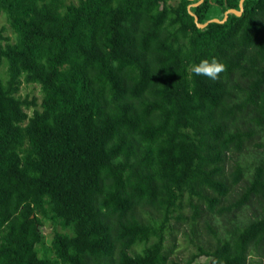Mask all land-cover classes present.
Here are the masks:
<instances>
[{"label": "trees", "instance_id": "1", "mask_svg": "<svg viewBox=\"0 0 264 264\" xmlns=\"http://www.w3.org/2000/svg\"><path fill=\"white\" fill-rule=\"evenodd\" d=\"M196 1L0 0V264L264 256V0Z\"/></svg>", "mask_w": 264, "mask_h": 264}, {"label": "rangeland", "instance_id": "2", "mask_svg": "<svg viewBox=\"0 0 264 264\" xmlns=\"http://www.w3.org/2000/svg\"><path fill=\"white\" fill-rule=\"evenodd\" d=\"M65 1L77 2V0H65ZM0 27L4 28V34L9 36L10 41L15 40V34L13 33V31H12L8 21H7V18L3 12H0ZM0 75L3 78V80L6 79V63L3 60L0 61ZM19 94L22 97L27 96L28 98H31L32 96H36L39 100V98H40L39 86L36 84L23 82L20 86ZM251 212H252V210L250 208H248L243 213L247 216H250ZM201 225H202V223H201ZM56 228L58 230H60V226H57ZM187 228H188V225L177 229V233H176L177 247H176L175 253L171 257H172L173 261H176L180 264H205L206 257L203 255L199 256L195 261L188 263L190 255L193 252H196V249L194 246L195 243L200 241V240L197 238V236H194L192 238V240H190L189 239L190 236H188V233L185 232L188 230ZM218 228L220 230L222 229L219 226H218ZM41 230L45 236V243L49 244L50 239L52 237V233L54 231L53 226L51 225V223L47 222L41 228ZM199 231H200V238H201V243H202V241L204 240L205 232L203 231L202 228H199ZM251 262H252L251 264H264L263 254H262V256L256 255L255 257H253Z\"/></svg>", "mask_w": 264, "mask_h": 264}, {"label": "clouds", "instance_id": "3", "mask_svg": "<svg viewBox=\"0 0 264 264\" xmlns=\"http://www.w3.org/2000/svg\"><path fill=\"white\" fill-rule=\"evenodd\" d=\"M190 70L197 76H204L210 80H218L220 74L226 70V66L218 59L213 57L211 60L201 59L199 63H194L190 66Z\"/></svg>", "mask_w": 264, "mask_h": 264}, {"label": "water", "instance_id": "4", "mask_svg": "<svg viewBox=\"0 0 264 264\" xmlns=\"http://www.w3.org/2000/svg\"><path fill=\"white\" fill-rule=\"evenodd\" d=\"M201 1H202V0H197V1L194 2V3H191L188 7H190L191 5H197V4H199ZM242 3H243V0H239V10L232 9V8H231V9H227V10L224 12V14H223L222 19L212 18V19L208 20L207 22H209V21L223 22V21H225V20L227 19L229 13H234V14H236V15H240V14H241V10H242ZM189 13H190L191 15H193V17H194V21L196 22V24H197L199 27L205 26V25L207 24V22L199 23V22L197 21V16H196L194 13H192L190 10H189Z\"/></svg>", "mask_w": 264, "mask_h": 264}]
</instances>
